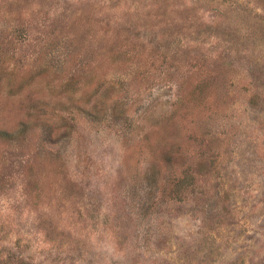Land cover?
Returning <instances> with one entry per match:
<instances>
[{
  "label": "rangeland",
  "instance_id": "obj_1",
  "mask_svg": "<svg viewBox=\"0 0 264 264\" xmlns=\"http://www.w3.org/2000/svg\"><path fill=\"white\" fill-rule=\"evenodd\" d=\"M0 264H264V0H0Z\"/></svg>",
  "mask_w": 264,
  "mask_h": 264
},
{
  "label": "trees",
  "instance_id": "obj_2",
  "mask_svg": "<svg viewBox=\"0 0 264 264\" xmlns=\"http://www.w3.org/2000/svg\"><path fill=\"white\" fill-rule=\"evenodd\" d=\"M0 135L1 136H9L10 135L9 130L4 129V128H0Z\"/></svg>",
  "mask_w": 264,
  "mask_h": 264
}]
</instances>
